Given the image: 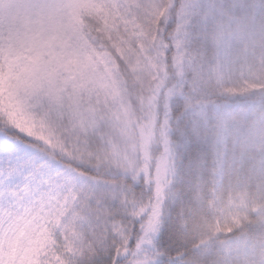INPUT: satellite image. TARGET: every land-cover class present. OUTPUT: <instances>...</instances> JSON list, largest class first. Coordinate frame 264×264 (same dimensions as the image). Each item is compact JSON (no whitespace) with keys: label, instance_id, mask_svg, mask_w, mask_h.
<instances>
[{"label":"snow or ice","instance_id":"obj_1","mask_svg":"<svg viewBox=\"0 0 264 264\" xmlns=\"http://www.w3.org/2000/svg\"><path fill=\"white\" fill-rule=\"evenodd\" d=\"M0 264H264V0H0Z\"/></svg>","mask_w":264,"mask_h":264}]
</instances>
